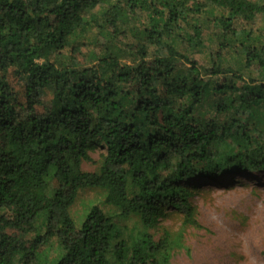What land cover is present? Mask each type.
I'll return each mask as SVG.
<instances>
[{"label": "trees", "instance_id": "obj_1", "mask_svg": "<svg viewBox=\"0 0 264 264\" xmlns=\"http://www.w3.org/2000/svg\"><path fill=\"white\" fill-rule=\"evenodd\" d=\"M234 173H264V0H0V264H170L189 184ZM85 190L112 211L76 221Z\"/></svg>", "mask_w": 264, "mask_h": 264}, {"label": "rangeland", "instance_id": "obj_2", "mask_svg": "<svg viewBox=\"0 0 264 264\" xmlns=\"http://www.w3.org/2000/svg\"><path fill=\"white\" fill-rule=\"evenodd\" d=\"M195 58L204 62V55ZM102 149L90 153L91 161L83 162L84 171H95ZM199 189L192 202L197 208L199 227H188L182 233L179 249L173 251L170 264H264V173L229 174L214 180L191 182ZM101 205V193L80 191L70 208L78 221L90 204ZM178 217L168 216L158 225L156 238L162 228L177 232ZM53 253L56 245L43 246Z\"/></svg>", "mask_w": 264, "mask_h": 264}]
</instances>
